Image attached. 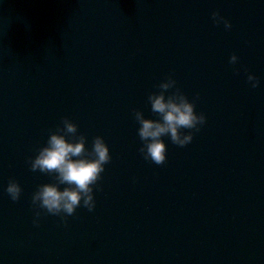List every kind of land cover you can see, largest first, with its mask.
<instances>
[{"label":"water","instance_id":"obj_1","mask_svg":"<svg viewBox=\"0 0 264 264\" xmlns=\"http://www.w3.org/2000/svg\"><path fill=\"white\" fill-rule=\"evenodd\" d=\"M170 74L208 122L186 147L165 137L159 166L133 109L157 119L147 97ZM64 117L112 162L94 212L35 227L53 181L28 160ZM0 264H264V0H0Z\"/></svg>","mask_w":264,"mask_h":264},{"label":"clouds","instance_id":"obj_2","mask_svg":"<svg viewBox=\"0 0 264 264\" xmlns=\"http://www.w3.org/2000/svg\"><path fill=\"white\" fill-rule=\"evenodd\" d=\"M212 20L217 27L223 24L225 30L233 27L219 11L212 13ZM239 60L233 54L229 63L235 66ZM235 74L239 75V69ZM247 82L252 89L261 85L260 79L253 74H248ZM177 84L170 74L157 85L158 91L149 93L147 103L157 119L146 118L143 110L133 109L134 119L139 125L137 135L141 141L138 151L144 160L159 166L167 163L165 137L174 145L186 147L208 122L204 113L196 111L200 96L197 94L190 100ZM37 152L34 158L28 160L30 171L50 176L53 182L39 185L32 194L33 225L40 227L42 218L53 216L59 217L67 227L68 218L76 216L77 209L94 212L95 192L102 190V174L106 171L105 166L112 162L105 139L102 136L94 137L89 149L88 137L79 133L76 123L64 117L61 126L49 131L46 145ZM5 192L13 202H19L23 188L17 180L10 179Z\"/></svg>","mask_w":264,"mask_h":264}]
</instances>
